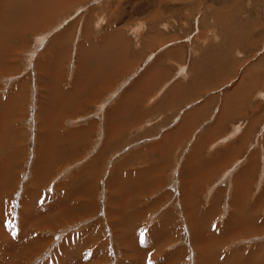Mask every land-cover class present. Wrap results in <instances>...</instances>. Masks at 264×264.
<instances>
[{
  "label": "rangeland",
  "instance_id": "374dc122",
  "mask_svg": "<svg viewBox=\"0 0 264 264\" xmlns=\"http://www.w3.org/2000/svg\"><path fill=\"white\" fill-rule=\"evenodd\" d=\"M30 1L0 0V264H264V0Z\"/></svg>",
  "mask_w": 264,
  "mask_h": 264
},
{
  "label": "bare ground",
  "instance_id": "6f19581e",
  "mask_svg": "<svg viewBox=\"0 0 264 264\" xmlns=\"http://www.w3.org/2000/svg\"><path fill=\"white\" fill-rule=\"evenodd\" d=\"M38 1H40V0H35V1L31 0V1H30V4L32 5V4H35V3H36V5H37V4H38ZM41 1H42V2H44V1L46 2V0H41ZM40 4H41V3H39V5H40ZM43 4H44V3H43ZM37 7H38V6H37ZM63 7H64V6H63ZM32 9H33V7H32ZM67 9H68V8H67ZM34 11H35V10H34ZM51 11H52V10H51ZM30 14H31V13H30ZM30 14H29V15H30ZM39 14H40V13H39ZM41 14H42V16H44V14H43L42 12H41ZM29 15H28V17H29ZM37 15H38L37 13H32V14H31V20H32V22H34V21L36 20ZM38 16H40V15H38ZM52 19H53V18H52ZM54 19H55V18H54ZM41 20H43V19H41ZM29 22H30V21H29ZM39 22H40V21H39ZM39 22H38V24H39ZM42 22H43V24H44V20H43ZM35 23H37V22H35ZM35 23H34V24H35ZM48 23H49V22H48ZM48 23H47V24H48ZM2 24H3V23H2ZM32 25H33V24H32ZM44 25H45V24H44ZM39 26H40V25H39ZM45 26H46V25H45ZM29 27H30V24H29ZM34 27H35V26H34ZM36 27H37V26H36ZM43 27H44V26H43ZM32 28H33V27L31 26V29H32ZM34 30H35V29H34ZM1 31H2V30H1ZM9 32H11V31H9ZM39 34H40V33H39ZM11 35H12V34H11ZM9 36H10V35H9ZM56 37H57V36H56ZM58 38H59V37H58ZM60 41H61V40H60ZM57 43H58V40H57ZM59 43H60V42H59ZM57 50H58V49H57ZM151 55H152V54H151ZM0 57H1V56H0ZM56 57H57V56H56ZM223 58H224V57H223ZM10 62H11V61H10ZM193 62H194V61H193ZM1 63H2V62H1ZM0 65H2V64H0ZM186 67H187V66H186ZM152 78H153V77H152ZM110 82H111V81H110ZM255 88H256V87H255ZM133 90H136V89H133ZM135 92H136V91H135ZM91 95H92V94H91ZM139 98H140V97H139ZM92 101H93V100H92ZM135 103H136V102H135ZM139 105H140V104H139ZM59 106H60V105H59ZM122 108H123V107H122ZM199 108H200V107H199ZM49 109H52V108L50 107ZM49 109H48V110H49ZM54 109H55V108H54ZM54 109H53V111H54ZM125 109H127V108H123V110H125ZM123 110H122V112H123ZM138 110H139V109H138ZM9 111H10V110H9ZM59 112H60V110H59ZM112 112H114V109H113ZM117 112H118V111H117ZM125 112H126V110H125ZM50 113H51V112H50ZM119 113H120V112H119ZM129 113H130V112H129ZM240 113H241V112H240ZM107 114H108V112H107ZM107 114H106V115H107ZM111 114H112V113H111ZM120 114H121V113H120ZM123 114H125V113L123 112ZM127 115H128V113H127ZM131 115H132V114H131ZM131 115H130V116H131ZM108 116H109V115H108ZM124 116H125V115H124ZM124 116H123V117H124ZM248 116H249V115H248ZM106 117H107V116H106ZM110 117H111V115H110ZM110 117H108V118L111 120ZM128 117H129V116H128ZM117 118H118V117H117ZM124 118H126V117H124ZM132 118H133V117H132ZM112 119H114V118H112ZM126 119H127V118H126ZM116 120H117V119H116ZM122 120H123V118H122ZM224 120H225V119H224ZM123 121H124V120H123ZM110 122H111V121H110ZM112 122H113V121H112ZM190 122H191V121H190ZM190 122H189V123H190ZM117 123H118V122H117ZM123 123H124V122H123ZM189 123H188V124H189ZM110 124H111V123H110ZM186 125H187V124H186ZM111 126H112V125H111ZM125 126H126V125H125ZM113 127H114V126H113ZM116 127H117V126H116ZM133 127H134V126H133ZM181 127H182V126H181ZM114 128H115V127H114ZM121 128H122V130H123V127H121V126L119 127V130H120ZM124 128H125V127H124ZM111 129H113V128H111ZM115 129H116V128H115ZM185 129H186V128H185ZM208 130H209V129H208ZM111 131H112V130H111ZM116 131H117V130H116ZM174 132H175V131H174ZM174 132H172V133L175 134ZM178 132H179V131H178ZM178 132H176V133H178ZM181 132H182V130H181ZM181 132H180V133H181ZM116 133H118V131H117ZM172 133H171V134H172ZM118 134H119V133H118ZM121 134H123V133L121 132ZM173 134H172V135H173ZM109 135H110V134H109ZM119 135H120V134H119ZM172 135H171V137H172ZM111 136H112V135H111ZM113 136H114V135H113ZM113 136H112L111 138H113ZM115 136H116V135H115ZM122 136H123V135H122ZM167 136H168V135H167ZM167 136H166L167 139H166L165 141H166V143H167V145H168L167 147L171 149V147H172V145H171V141H170L171 137H170V136L167 137ZM43 137H44V136H43ZM120 137H121V136H120ZM115 138H116V137H115ZM121 138H122V137H121ZM121 138H120V139H121ZM172 138H174V137H172ZM44 140H45V139H44ZM79 140H81V139H79ZM113 140H114V138H113ZM165 141H164V142H165ZM172 141H173V139H172ZM57 142H58V141H57ZM115 142H118V141L115 140ZM174 142H175V141H174ZM55 144H56V143H55ZM118 144H119V143H118ZM160 144H161V143H160ZM172 144H173V142H172ZM104 145H105V144H104ZM43 146H44V144H43ZM106 146H107V145H106ZM120 146H121V145H120ZM122 146H123V145H122ZM118 147H119V146H118ZM163 147H164V146H163ZM43 148H44V147H43ZM46 148H47V147H46ZM48 148H49V147H48ZM66 148H67V147H66ZM172 149H173V148H172ZM46 150H47V149H46ZM158 150H160V148L157 149V151H158ZM47 151H48V150H47ZM168 151H170V150H168ZM51 153H52V152H51ZM51 153L49 152V154H51ZM75 153H76V152H75ZM72 155H73V154H72ZM48 156H49V155H48ZM73 156H74V155H73ZM167 156H168V155H167ZM71 157H72V156H71ZM161 157H162V156H161ZM196 157H197V156H196ZM196 157H195V156H192V158H195V159L193 160L192 158H190V162H188L187 165L190 166V165H192L193 163H195L194 161L197 160ZM78 158H79V157H78ZM41 159H42V158H41ZM44 159H45V158H44ZM187 160H189V157L187 158ZM198 160H199V159H198ZM198 160H197V161H198ZM153 163H154V162H153ZM165 163H166V162H165ZM196 163H197V162H196ZM196 163H195V164H196ZM195 164H194V165H195ZM198 164H199V163H198ZM200 164H201V163H200ZM41 165H42V164H41ZM41 165H40V166H41ZM196 165H197V164H196ZM154 166H155V165H152V167H154ZM192 166H193V165H192ZM9 167H10V166H9ZM190 167H191V166H190ZM197 167H198V166H197ZM161 168H162V167H161ZM153 169H154V168H153ZM197 169H198V168H197ZM205 169H206V168H205ZM130 170H131V169H130ZM163 170H164V169H163ZM194 170H195V169H194ZM147 171H149V170H147ZM196 171H198V170H196ZM227 171H228V170H227ZM161 172H162V171H161ZM139 173H140V172H139ZM201 173H202V172H201ZM112 175H113V174H112ZM133 175H134V174H133ZM184 176H185V174H184ZM137 177H138V176H137ZM186 177H187V176H186ZM5 178H6V177H5ZM161 178H162V177H161ZM183 179H184V178H183ZM158 180H159V179H158ZM1 181H2V180H1ZM6 183H7V182H6ZM114 186H115V185H114ZM118 186H120V185H118ZM159 186H160V185H159ZM122 189H123V188H122ZM120 193H121V192H120ZM61 197H62V196H61ZM79 197H80V196H79ZM133 197H134V196H133ZM263 198H264V196H262V199H263ZM259 201H260V199H259ZM131 204H132V203H131ZM262 205H263V204H262ZM255 206H256V205H255ZM255 206H254V207H255ZM121 212H122V210H121ZM193 212H194V211H193ZM191 213H192V212H191ZM121 214H122V213H121ZM193 216H194V215H193ZM125 217H126V216H125ZM252 217H253V216H252ZM249 219H250V218H249ZM251 219H252V218H251ZM243 220H245V219H243ZM242 224H243V223H242ZM163 232H164V231H161V233H163ZM164 237H165V236H164Z\"/></svg>",
  "mask_w": 264,
  "mask_h": 264
},
{
  "label": "crops",
  "instance_id": "0c3cea01",
  "mask_svg": "<svg viewBox=\"0 0 264 264\" xmlns=\"http://www.w3.org/2000/svg\"><path fill=\"white\" fill-rule=\"evenodd\" d=\"M138 104H139V103H138ZM157 107H158V106H157ZM157 107H156V108H157ZM144 113H145V111H144ZM148 113H149V112H148ZM148 113H147V114H148ZM153 115H154V114H153ZM141 117L143 118V116H141ZM152 117H153V116H152ZM142 127H143V126H142ZM147 133H148V131H147Z\"/></svg>",
  "mask_w": 264,
  "mask_h": 264
},
{
  "label": "snow or ice",
  "instance_id": "6c2138e0",
  "mask_svg": "<svg viewBox=\"0 0 264 264\" xmlns=\"http://www.w3.org/2000/svg\"><path fill=\"white\" fill-rule=\"evenodd\" d=\"M141 238H143V232L141 233Z\"/></svg>",
  "mask_w": 264,
  "mask_h": 264
}]
</instances>
